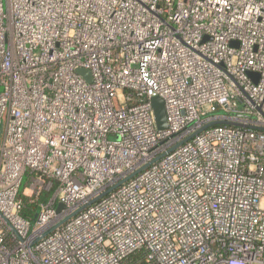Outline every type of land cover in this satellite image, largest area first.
Instances as JSON below:
<instances>
[{"label":"built area","instance_id":"obj_1","mask_svg":"<svg viewBox=\"0 0 264 264\" xmlns=\"http://www.w3.org/2000/svg\"><path fill=\"white\" fill-rule=\"evenodd\" d=\"M0 128V264H264V0H0Z\"/></svg>","mask_w":264,"mask_h":264},{"label":"water","instance_id":"obj_2","mask_svg":"<svg viewBox=\"0 0 264 264\" xmlns=\"http://www.w3.org/2000/svg\"><path fill=\"white\" fill-rule=\"evenodd\" d=\"M77 73L84 77L87 78L89 76L88 72L85 70H78ZM251 76V75H249ZM149 103L152 107L153 113H154V119H155V126L157 128V130L161 131V130H165L167 128V122H166V113H165V108H164V102L159 98V97H154L151 98L149 100ZM214 125H228V126H236L233 123L227 122V121H216V122H211L206 124L202 129H207L209 127H212ZM259 130H263L264 129H259ZM191 137H188L186 139H184L183 141H181L180 143H178L177 145L173 146L172 148L168 149L166 152L161 153L160 155H158L157 157H155L154 159L150 160L148 163H146L145 165H143L142 167H140L139 169H137L136 171L132 172L131 174H129L128 176H126L124 179H122L121 181H119L116 185L110 187L109 189H107L104 193H102L101 195L97 196L96 198L92 199L90 202H88L86 205L80 207L79 209H77L73 214H71L70 216H68L67 218H65L64 220H62L57 226L63 224L64 222H66L68 219H70L71 217H74L75 215H77L79 212L83 211L85 208H87L88 206L94 204L96 201H98L99 199H101L103 196H105L106 194L112 192L113 190H115L116 188H118L119 186H121L123 183H125L126 181L130 180L131 178H133L134 176H136L137 174L141 173L142 171H144L145 169H147L150 165H152L153 163H155L156 161L160 160L161 158H163L165 155L169 154L170 152L174 151L177 147L181 146L182 144H184L185 142H187L189 139H191ZM58 211L63 209V205H59L58 206ZM57 226L50 228L48 231L42 233L36 240L35 243L38 242L39 240H41L43 237H45L48 233L52 232Z\"/></svg>","mask_w":264,"mask_h":264},{"label":"trees","instance_id":"obj_3","mask_svg":"<svg viewBox=\"0 0 264 264\" xmlns=\"http://www.w3.org/2000/svg\"><path fill=\"white\" fill-rule=\"evenodd\" d=\"M21 201L26 206V209H24V211H23V216L25 218L33 216V214H34L33 211H35V208H34L35 206H32V205L30 206V204L28 203V200L26 198H21Z\"/></svg>","mask_w":264,"mask_h":264},{"label":"rangeland","instance_id":"obj_4","mask_svg":"<svg viewBox=\"0 0 264 264\" xmlns=\"http://www.w3.org/2000/svg\"><path fill=\"white\" fill-rule=\"evenodd\" d=\"M2 133H3V131H2V129L0 128V137H1ZM23 185H25V180L23 181ZM23 185H22V187H23ZM33 224H34V222H33Z\"/></svg>","mask_w":264,"mask_h":264}]
</instances>
